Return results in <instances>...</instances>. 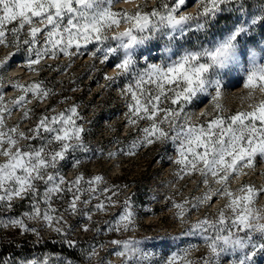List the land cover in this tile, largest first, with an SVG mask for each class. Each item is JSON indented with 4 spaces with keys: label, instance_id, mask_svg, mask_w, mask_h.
I'll use <instances>...</instances> for the list:
<instances>
[{
    "label": "snow or ice",
    "instance_id": "1",
    "mask_svg": "<svg viewBox=\"0 0 264 264\" xmlns=\"http://www.w3.org/2000/svg\"><path fill=\"white\" fill-rule=\"evenodd\" d=\"M0 46L12 49L0 58V232L15 230L7 254L0 251V264H112L100 255L106 244L119 264L264 261V184L232 186L264 164V97L255 99L257 91L264 93V0H155L151 6L149 0H0ZM153 48L159 55H152ZM61 54L70 60L87 54L111 64L114 75L104 79L122 84L118 95L127 110L125 124L137 135L107 151L109 159L135 155L144 146H168L178 179L199 176L200 195L167 199L186 225L173 242L182 236L200 243L188 241L160 258L141 239L96 240L102 233L134 232L137 216L132 196L120 201L119 186L80 170L82 157L105 155L103 147L88 143L89 121L80 105L37 111L57 95L44 79L10 80L18 93L10 99L3 91L2 73L13 61L32 73L46 58ZM232 74L247 90L242 99L251 102L229 112L221 101L225 77ZM33 101L36 105L28 107ZM204 102L210 107L197 112ZM18 109L21 115L10 125L8 118ZM65 168L76 170L71 179ZM218 200L224 202L211 215L187 219ZM110 209L117 211L101 227L94 217ZM45 230L55 237L46 241ZM77 230L94 233L86 248L73 238Z\"/></svg>",
    "mask_w": 264,
    "mask_h": 264
},
{
    "label": "rangeland",
    "instance_id": "2",
    "mask_svg": "<svg viewBox=\"0 0 264 264\" xmlns=\"http://www.w3.org/2000/svg\"><path fill=\"white\" fill-rule=\"evenodd\" d=\"M154 3L155 0L153 2L149 1V6ZM117 7L121 8L119 5ZM8 51H12V49H4L0 46V58H3ZM152 55L154 57L159 55L155 48H153ZM19 63L18 60L13 61L9 70L2 73L4 76L3 91L6 99L18 94L15 89L11 88L10 80H19L21 83L27 84L32 80L44 79L49 82L50 87L54 88L57 95L39 104L37 111L51 105L59 112L70 104H79V110L89 121L87 124L88 143L93 148L103 147L105 149L103 157H93L90 160L82 157L85 163L80 170L86 172V174H101L105 177L107 185L119 186L116 191L120 192V201H123L125 196H132L137 216L136 230L114 234L102 233L96 237L97 241L106 243L112 238L141 239L144 240L150 250L157 252L160 258L169 251H175L177 247L187 246L188 241L200 243L196 238L182 236L179 240L173 242V238L178 237L186 225H181L175 218L174 213L176 210L172 208L167 198L172 196L178 202L185 198L190 199L194 195H200L204 190V186L201 184L197 188L198 175L185 177L182 180L176 177L177 166L172 162L175 153L171 147L144 146L136 150L135 155H118L111 159L106 155L107 151H116L137 135L135 128L125 124L124 114L127 110L124 107L123 100L118 95L122 84L119 81L112 84L104 79L105 74L114 75V68L111 64L102 65L87 54L74 56L71 60L61 54L57 59L46 58L40 65L36 66L39 71L29 73L21 68ZM69 64L70 67L67 66ZM57 66H60L61 70L53 71ZM238 79V74L225 77V95L221 103L229 112L246 108L248 103L251 102L242 99L246 96L247 90L243 88L242 84L237 83ZM64 97L70 98L67 104L55 103V101L62 100ZM262 97H264V93L259 91L255 93L256 100ZM35 105L36 101H33L28 107ZM209 107L207 102H204L196 111L206 110ZM51 114L49 112V115ZM20 115L21 110H16L8 118V123L13 124L19 119ZM27 126L24 125L25 128ZM141 126H143V123ZM116 139H119L121 144L111 143ZM64 171L69 179L76 173V170L71 168H65ZM259 172H264V164L258 165L255 172H249L247 176H242L233 181V188L237 187L242 181L254 182L257 185L264 184V176L257 175ZM125 185L127 187H124ZM223 202L218 200L211 207H202L200 212L193 210L187 219L195 221L202 214L211 215ZM261 203L264 204V201H261ZM114 211H117V209H110L108 213H99L94 219L103 227V221L108 219ZM69 222L75 223V218L70 219ZM14 231L8 229L0 232V246L8 245L9 233ZM43 234L46 241L55 237V233L48 230H45ZM93 235L94 233L91 232L81 233L77 230L73 238L78 239L86 248L87 241ZM145 238L147 239L145 240ZM17 239L20 240L19 237ZM110 247L106 244L105 248L99 249L100 255L111 260L112 264H119L117 257L108 255ZM201 252H203V249L200 252H194L192 254L193 259L198 258ZM80 264H89V262L81 261ZM91 264H95V260ZM261 264H264V261Z\"/></svg>",
    "mask_w": 264,
    "mask_h": 264
},
{
    "label": "trees",
    "instance_id": "3",
    "mask_svg": "<svg viewBox=\"0 0 264 264\" xmlns=\"http://www.w3.org/2000/svg\"><path fill=\"white\" fill-rule=\"evenodd\" d=\"M8 246H9V245H3V246H0V251H4L5 254H7ZM52 247H53V246L49 243V244H48V248H52ZM39 249H40V246H38V248L35 249V250H39ZM55 250H57V251H60V250H61V249H60V246H59L58 244L55 246ZM68 251H69V252H72V250H68ZM75 257H76V258H79V250H76Z\"/></svg>",
    "mask_w": 264,
    "mask_h": 264
},
{
    "label": "bare ground",
    "instance_id": "4",
    "mask_svg": "<svg viewBox=\"0 0 264 264\" xmlns=\"http://www.w3.org/2000/svg\"><path fill=\"white\" fill-rule=\"evenodd\" d=\"M149 1H154V0H149ZM138 2H142V0H138ZM120 7H124V8H133V5L131 4H119Z\"/></svg>",
    "mask_w": 264,
    "mask_h": 264
}]
</instances>
